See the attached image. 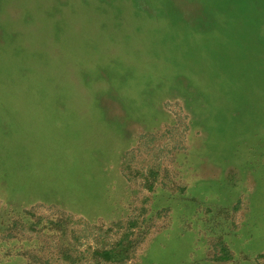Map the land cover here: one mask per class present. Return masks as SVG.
I'll list each match as a JSON object with an SVG mask.
<instances>
[{"label": "rangeland", "instance_id": "374dc122", "mask_svg": "<svg viewBox=\"0 0 264 264\" xmlns=\"http://www.w3.org/2000/svg\"><path fill=\"white\" fill-rule=\"evenodd\" d=\"M56 218L77 264H264V0H0V264Z\"/></svg>", "mask_w": 264, "mask_h": 264}, {"label": "trees", "instance_id": "16d2710c", "mask_svg": "<svg viewBox=\"0 0 264 264\" xmlns=\"http://www.w3.org/2000/svg\"><path fill=\"white\" fill-rule=\"evenodd\" d=\"M67 218H56L54 220V224L50 223V228L48 231H50L49 236H47L48 240L50 242H54L53 247L55 249V257L56 259L51 258H45L44 256L37 257L35 256L33 261L30 262L31 264H52L56 262V260H59V264H77L79 260L81 259L80 255H83L85 253H78V250L76 248V243L71 242L69 239H67V235L65 233L66 228V220ZM39 220V219H38ZM34 226L37 225V223H33ZM13 228V227H12ZM11 230V229H10ZM35 231H40V229H34ZM52 230V231H51ZM74 238V237H73ZM132 245L131 241L128 242ZM134 245V244H133ZM121 249V251H120ZM41 250V249H40ZM128 252L126 249L123 250L122 246H120L119 250L117 248H110L109 250L102 249V250H96L92 254H90V258H101L103 260L113 261L122 263L128 259ZM41 254V252H36L35 254ZM86 253H89V251H86ZM80 254V255H78ZM264 257V255L262 256Z\"/></svg>", "mask_w": 264, "mask_h": 264}]
</instances>
